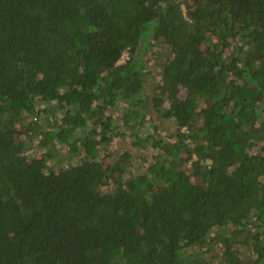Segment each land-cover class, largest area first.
<instances>
[{"label":"trees","instance_id":"obj_1","mask_svg":"<svg viewBox=\"0 0 264 264\" xmlns=\"http://www.w3.org/2000/svg\"><path fill=\"white\" fill-rule=\"evenodd\" d=\"M214 263L264 264V0H0V264Z\"/></svg>","mask_w":264,"mask_h":264},{"label":"rangeland","instance_id":"obj_2","mask_svg":"<svg viewBox=\"0 0 264 264\" xmlns=\"http://www.w3.org/2000/svg\"><path fill=\"white\" fill-rule=\"evenodd\" d=\"M157 48L155 49V47H153L152 49H153V51H155V50H157ZM126 58H127L126 55H123V57L120 60V63L125 61ZM156 59H157V61H156ZM156 59L154 57V58H152V59L150 58V60H148V69L150 71V74L153 76H156L159 73V71L161 70V67H158V65L156 64L161 59V57H156ZM155 85H156V82L152 83V84H150V86H148V88H149V90L147 89L148 95L154 93L155 87H156ZM109 111L114 116H116L120 119L119 123L124 122V120H122V117L124 115V110H123L122 104H120L115 109L110 108ZM58 115H61V113H59ZM148 116L150 117V116H157V115H155L154 111L151 110L148 113ZM160 125H162L165 134L173 132L177 128L175 124H173L172 122L167 121V120L162 121L160 123ZM143 129L145 130V132H151L152 126L147 123L146 125H144ZM130 144H131V142L129 141L128 138H125L123 141L116 138L107 148L109 150H112L113 152H119L121 150L127 151V150H129V148L131 146ZM132 150H133V153L131 154L132 156L130 157V159L132 160L131 174H135V173L138 174L141 171L146 172V168L148 167L150 160L152 159V154H154L155 151L149 147V144H145V145H143V147H135ZM143 157H146L147 159L145 160V159H143ZM214 264H217V263H214Z\"/></svg>","mask_w":264,"mask_h":264}]
</instances>
